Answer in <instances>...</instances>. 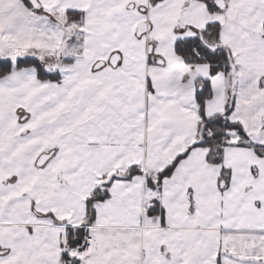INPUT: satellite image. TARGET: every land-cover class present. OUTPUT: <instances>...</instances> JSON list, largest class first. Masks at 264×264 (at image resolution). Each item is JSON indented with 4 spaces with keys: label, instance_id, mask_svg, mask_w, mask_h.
I'll return each instance as SVG.
<instances>
[{
    "label": "snow or ice",
    "instance_id": "snow-or-ice-1",
    "mask_svg": "<svg viewBox=\"0 0 264 264\" xmlns=\"http://www.w3.org/2000/svg\"><path fill=\"white\" fill-rule=\"evenodd\" d=\"M0 264H264V0H0Z\"/></svg>",
    "mask_w": 264,
    "mask_h": 264
}]
</instances>
